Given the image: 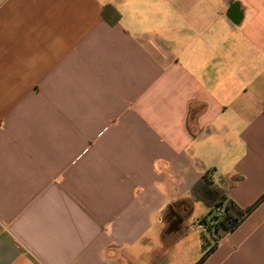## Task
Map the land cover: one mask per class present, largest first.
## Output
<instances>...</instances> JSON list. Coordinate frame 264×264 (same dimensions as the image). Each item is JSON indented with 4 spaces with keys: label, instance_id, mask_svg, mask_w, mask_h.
Here are the masks:
<instances>
[{
    "label": "crops",
    "instance_id": "0c3cea01",
    "mask_svg": "<svg viewBox=\"0 0 264 264\" xmlns=\"http://www.w3.org/2000/svg\"><path fill=\"white\" fill-rule=\"evenodd\" d=\"M207 171L264 196V0H0V264H264V198L189 226Z\"/></svg>",
    "mask_w": 264,
    "mask_h": 264
},
{
    "label": "trees",
    "instance_id": "16d2710c",
    "mask_svg": "<svg viewBox=\"0 0 264 264\" xmlns=\"http://www.w3.org/2000/svg\"><path fill=\"white\" fill-rule=\"evenodd\" d=\"M101 14L103 18L108 21H116L119 17L118 13L109 6H105L102 9ZM190 192L194 200L201 202L210 211L211 216L209 218H207V216L203 217L202 222L205 225L213 223L214 231H221V233H227L234 230L264 198L263 196L250 207H239L231 198H229L224 188L213 183L211 171L205 172L194 183ZM219 210H221V213L219 215H214V213L216 211L219 212ZM209 250L205 251L201 258H204Z\"/></svg>",
    "mask_w": 264,
    "mask_h": 264
},
{
    "label": "rangeland",
    "instance_id": "374dc122",
    "mask_svg": "<svg viewBox=\"0 0 264 264\" xmlns=\"http://www.w3.org/2000/svg\"><path fill=\"white\" fill-rule=\"evenodd\" d=\"M212 177H215V174L212 175ZM215 214L219 215L220 212L216 211L214 213V215ZM205 216H207V218H209L211 216L210 211L206 207H204L200 202H195L194 203V209H193L191 215L188 218L189 226H191V227L192 226H196L197 227V226L201 225L202 231L204 233H207V234H209L208 232L215 233L213 223H210V225H205L204 226V224L202 222V218L205 217ZM210 237H211V240H213L212 239L213 236L211 235Z\"/></svg>",
    "mask_w": 264,
    "mask_h": 264
}]
</instances>
